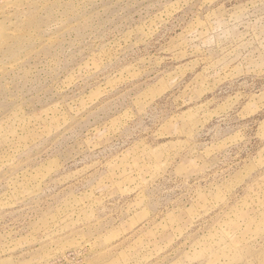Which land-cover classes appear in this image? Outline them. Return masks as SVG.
Listing matches in <instances>:
<instances>
[{"label":"rangeland","instance_id":"1","mask_svg":"<svg viewBox=\"0 0 264 264\" xmlns=\"http://www.w3.org/2000/svg\"><path fill=\"white\" fill-rule=\"evenodd\" d=\"M0 264H264V0H0Z\"/></svg>","mask_w":264,"mask_h":264}]
</instances>
